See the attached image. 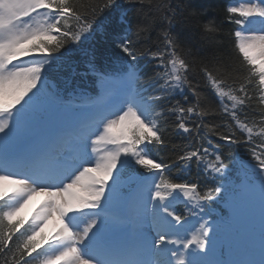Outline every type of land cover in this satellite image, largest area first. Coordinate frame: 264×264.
I'll list each match as a JSON object with an SVG mask.
<instances>
[{"label": "snow or ice", "instance_id": "6c2138e0", "mask_svg": "<svg viewBox=\"0 0 264 264\" xmlns=\"http://www.w3.org/2000/svg\"><path fill=\"white\" fill-rule=\"evenodd\" d=\"M124 5L136 24L106 29L119 66L84 52L99 91L57 83L65 54ZM224 11L230 51L219 24L172 0H0V264H264V223L258 260L250 235L221 260L225 221L207 219L218 201L257 194L264 216V0ZM185 21L197 47L173 32ZM193 168L203 183L172 179ZM34 196L44 199L18 219Z\"/></svg>", "mask_w": 264, "mask_h": 264}, {"label": "trees", "instance_id": "16d2710c", "mask_svg": "<svg viewBox=\"0 0 264 264\" xmlns=\"http://www.w3.org/2000/svg\"><path fill=\"white\" fill-rule=\"evenodd\" d=\"M234 0H172L173 3L180 2L183 4L189 5V7H194L197 10L202 11V15L200 16V21L204 22L208 19H213L215 23L219 24L222 28V51H230L231 43L229 32L235 27L234 25H230L225 19V9L228 5ZM135 6L124 5V9H129L126 13L123 10L119 12H112L111 14H106L101 18L100 25L97 28L96 33L88 40L85 41L82 45H80V50L75 52H67L64 57V63L59 72L53 73V79L60 83L63 86V81L65 79H71L72 86L68 89L69 91L72 88L79 87L80 89L87 90V92L91 95L97 93V87L95 84V77L92 74H87L85 72L86 63L84 52L88 49H97L101 53H106V55L98 56L97 63L99 66L109 69L119 66V58L122 56V53H119L118 50L111 47L108 37H106V29L109 28L110 25H120L124 24L125 27L129 26L127 21L130 22L131 25H135L137 22V16L131 10ZM159 31V25H156L151 33L149 34L151 39H155L157 33ZM174 34L176 35L178 41L182 44H187L192 47H197L200 43V32L196 27L195 22H183L178 23L174 29ZM132 39L135 40L136 37L133 35ZM146 42L144 40L138 41V45H144ZM206 50V49H205ZM203 51V50H202ZM142 75L147 77V75L151 74V66L147 64L144 60L138 62ZM75 68V75L71 74L70 68ZM178 137H173L174 142H178ZM167 151V150H165ZM246 152V149H244ZM178 172L173 170L172 177L174 174L176 175ZM179 173L178 175H181ZM190 178L199 179L201 183H203V177L193 168L190 173Z\"/></svg>", "mask_w": 264, "mask_h": 264}, {"label": "rangeland", "instance_id": "374dc122", "mask_svg": "<svg viewBox=\"0 0 264 264\" xmlns=\"http://www.w3.org/2000/svg\"><path fill=\"white\" fill-rule=\"evenodd\" d=\"M243 1H241L240 3H242ZM238 6V5H237ZM5 188L7 190H9V185H5ZM35 207L34 203L30 200L28 202L27 205H25V207L20 211V213H18V219H22V220H27L34 212V210L37 208H33ZM50 229H46L45 234H47V232Z\"/></svg>", "mask_w": 264, "mask_h": 264}, {"label": "bare ground", "instance_id": "6f19581e", "mask_svg": "<svg viewBox=\"0 0 264 264\" xmlns=\"http://www.w3.org/2000/svg\"><path fill=\"white\" fill-rule=\"evenodd\" d=\"M9 187H10V189H11V185H9ZM44 199V197H42V196H34L32 199H31V201L34 203V205H39L40 204V201L41 200H43Z\"/></svg>", "mask_w": 264, "mask_h": 264}]
</instances>
